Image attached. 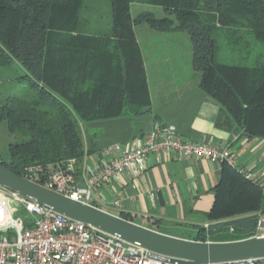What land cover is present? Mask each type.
Masks as SVG:
<instances>
[{
	"label": "trees",
	"instance_id": "obj_1",
	"mask_svg": "<svg viewBox=\"0 0 264 264\" xmlns=\"http://www.w3.org/2000/svg\"><path fill=\"white\" fill-rule=\"evenodd\" d=\"M108 1L110 24L102 33L86 27L85 0H0V68L18 63L33 93L0 100V122L24 139L8 145L1 165L24 177L30 167L80 162L81 123L151 113L137 27L188 36L199 89L245 137L264 138V0ZM135 5L149 9L134 14ZM157 8L166 16L156 18ZM221 43L232 63L219 61ZM221 164L208 217L264 212L257 183ZM239 223L251 225L248 236L259 224L256 217Z\"/></svg>",
	"mask_w": 264,
	"mask_h": 264
},
{
	"label": "crops",
	"instance_id": "obj_2",
	"mask_svg": "<svg viewBox=\"0 0 264 264\" xmlns=\"http://www.w3.org/2000/svg\"><path fill=\"white\" fill-rule=\"evenodd\" d=\"M143 9L149 7L135 5L132 10L136 14ZM135 35L144 60L152 111L141 117L125 116L89 122L88 128L98 129L94 134L80 126L84 155L76 165L77 186L86 185L83 174L85 162L96 163L100 151L113 143L124 148L141 145L146 133L156 124L174 126L185 141L228 149L240 171L264 181V138L245 137L226 111L199 89V76L190 67H182L179 70L184 71L181 76L173 72L175 68L172 71L165 68L166 75L163 73L162 66L168 64L170 53L162 42L183 40L184 36L178 33L160 35L146 27L135 28ZM156 49L163 53L160 60L151 58ZM185 54L189 56L188 50ZM12 68L24 72L16 62L6 69ZM150 74H156L152 87ZM6 96L9 95H2L0 100ZM1 128L8 132L5 125L0 124ZM221 171V163L207 159H179L173 153L152 154L146 160L145 171L137 179L136 190L130 187L129 174L126 173L123 185H103V198H94V202L109 214L183 240L201 241L206 234L209 242L260 236L264 230V212L217 219L208 217L216 199L214 188L221 179ZM114 198L121 201L119 207L112 203ZM250 217H256L259 224L256 231L248 236L251 225L239 221Z\"/></svg>",
	"mask_w": 264,
	"mask_h": 264
},
{
	"label": "built area",
	"instance_id": "obj_3",
	"mask_svg": "<svg viewBox=\"0 0 264 264\" xmlns=\"http://www.w3.org/2000/svg\"><path fill=\"white\" fill-rule=\"evenodd\" d=\"M159 153H173L179 159H207L236 166V159L228 149L185 141L174 126L156 124L146 133L141 145L124 148L113 143L100 151L96 163L85 162L84 187L76 184L75 158L54 165L30 167L25 170L23 178L70 200L100 209L94 198H103V185L113 183L121 186L127 173L130 187L136 190L137 179L146 169L147 158ZM246 177L257 183L264 203V181L249 173H246ZM8 197L20 204L33 221L14 217ZM112 203L118 207L121 205L117 198ZM2 233L8 235L0 237V264H178L172 263L166 256L128 244L116 236L67 218L30 198L0 187ZM207 237L206 234L200 242H209ZM257 237H264V230ZM257 261L247 259L228 264H256Z\"/></svg>",
	"mask_w": 264,
	"mask_h": 264
},
{
	"label": "water",
	"instance_id": "obj_4",
	"mask_svg": "<svg viewBox=\"0 0 264 264\" xmlns=\"http://www.w3.org/2000/svg\"><path fill=\"white\" fill-rule=\"evenodd\" d=\"M0 187L30 198L67 218L87 224L122 241L166 256L178 264H228L264 260V237L226 242H200L170 237L101 209L75 202L20 177L0 164Z\"/></svg>",
	"mask_w": 264,
	"mask_h": 264
},
{
	"label": "rangeland",
	"instance_id": "obj_5",
	"mask_svg": "<svg viewBox=\"0 0 264 264\" xmlns=\"http://www.w3.org/2000/svg\"><path fill=\"white\" fill-rule=\"evenodd\" d=\"M85 14L87 20H89V23L86 27L92 28L94 31L99 32H106L109 24H110V7H109V1L108 0H85ZM134 13V12H133ZM153 13L156 18H162L166 16L160 9H154ZM99 24V26H96V24ZM98 28V29H95ZM139 34V30H138ZM185 35V34H184ZM188 36H184L183 40H177V41H165L162 42V44H166L168 52L170 53V57L168 60V64L163 65V73L166 72L164 69H170L172 71L173 68L175 70L173 72H176V75L181 76V72H184L183 70L180 72L182 67H185L187 69V66L190 67L189 58H187V55L185 52L188 50L189 42H188ZM161 46V44H159ZM155 53L151 58H154L155 60H160L161 55L163 54L161 50H155ZM229 48L224 44H220V50L218 53V59L219 61L226 62V63H232L233 62V56L230 54ZM150 58V59H151ZM148 60V59H147ZM188 61V63H187ZM188 64V65H187ZM24 72L15 71V69L7 70L6 68H0V98L2 95H17L22 98H30L32 97L33 93L29 90L28 85L26 82L23 81L20 77L23 76ZM150 84L151 87L154 84V80L156 78V74H150ZM1 125H4L3 123H0ZM82 129L85 130L88 128V123H81ZM88 132L90 134L98 133V129L95 128H88ZM24 140L21 138L18 134H9L6 132L4 128L0 129V155L2 157H7V147L10 143L15 142H21ZM8 205L12 211V214L14 217H20L22 219H25L27 222H32L33 218L32 216L28 215L23 209L22 206L16 202H14L10 197H8ZM8 235L6 233L0 234L1 236ZM257 264H264V260H259Z\"/></svg>",
	"mask_w": 264,
	"mask_h": 264
}]
</instances>
